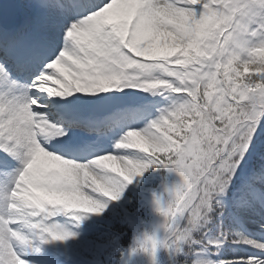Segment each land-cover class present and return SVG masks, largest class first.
<instances>
[{
  "label": "snow or ice",
  "instance_id": "6c2138e0",
  "mask_svg": "<svg viewBox=\"0 0 264 264\" xmlns=\"http://www.w3.org/2000/svg\"><path fill=\"white\" fill-rule=\"evenodd\" d=\"M0 264H264V0H0Z\"/></svg>",
  "mask_w": 264,
  "mask_h": 264
}]
</instances>
